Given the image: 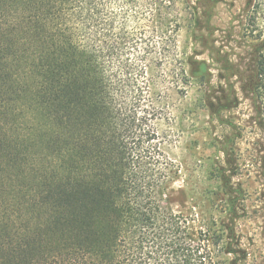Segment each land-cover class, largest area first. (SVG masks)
I'll use <instances>...</instances> for the list:
<instances>
[{
	"label": "trees",
	"instance_id": "obj_1",
	"mask_svg": "<svg viewBox=\"0 0 264 264\" xmlns=\"http://www.w3.org/2000/svg\"><path fill=\"white\" fill-rule=\"evenodd\" d=\"M251 1L255 193L234 159L230 175L214 166L219 215L201 218L172 210L167 188L181 171L170 95L191 80L179 36L202 0H0V264H264V0Z\"/></svg>",
	"mask_w": 264,
	"mask_h": 264
},
{
	"label": "rangeland",
	"instance_id": "obj_2",
	"mask_svg": "<svg viewBox=\"0 0 264 264\" xmlns=\"http://www.w3.org/2000/svg\"><path fill=\"white\" fill-rule=\"evenodd\" d=\"M194 5L199 22L195 28L185 27L179 36L181 48L190 58L186 68L191 80L185 91L174 90L170 95L175 141L168 152L180 163L181 171L169 184L167 194L172 210L187 215L196 212L202 218L219 215L217 200L221 197L216 194L214 166L227 169L224 173L230 175L237 167L229 162L234 159L241 165L234 180L240 179L252 195L255 193L245 163L250 162L249 149L260 134L251 97L261 39L249 34L251 0H202ZM201 67H206L205 77L197 75ZM166 124L162 122L163 127ZM248 205L253 206L252 200ZM258 224L252 218L241 220L242 230L248 234Z\"/></svg>",
	"mask_w": 264,
	"mask_h": 264
}]
</instances>
